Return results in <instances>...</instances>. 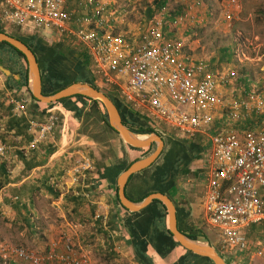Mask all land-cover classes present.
<instances>
[{
  "label": "built area",
  "instance_id": "obj_1",
  "mask_svg": "<svg viewBox=\"0 0 264 264\" xmlns=\"http://www.w3.org/2000/svg\"><path fill=\"white\" fill-rule=\"evenodd\" d=\"M227 4L236 11L240 6L235 0H227ZM111 5L106 9L108 0H0V25L44 37L52 36L53 32L47 33L50 31L73 37L88 54L94 82L118 93L154 126L163 125L187 138L205 135L208 147L203 155L202 204L207 223L218 232L220 251L247 248L243 229L260 224L264 233V198L259 193L264 186V125L235 128L224 124L218 114L222 112L227 123H233L242 119V109L261 113L264 94L251 90L247 98L226 101L221 89L229 84V78L221 70L208 72L204 61L185 51L184 39L167 37L163 17L157 14L136 37L130 29L115 30L121 17ZM224 14L232 18L236 13L226 9ZM8 101L16 115H26V99L10 97ZM58 120L55 112L42 122L29 120V131L34 133L30 145L53 139ZM7 148L0 142L1 156ZM70 161L65 173L72 183L93 170L87 156ZM2 251L7 260V248ZM12 253L31 264L53 258L84 264L69 250L58 256L49 251L43 259L22 247L13 248Z\"/></svg>",
  "mask_w": 264,
  "mask_h": 264
},
{
  "label": "crops",
  "instance_id": "obj_2",
  "mask_svg": "<svg viewBox=\"0 0 264 264\" xmlns=\"http://www.w3.org/2000/svg\"><path fill=\"white\" fill-rule=\"evenodd\" d=\"M108 7L110 8L111 6H106V9ZM132 30L136 37L142 32V29L138 32L134 29ZM172 35L174 36V34ZM175 37L177 38V36ZM45 38L48 42L49 39L53 38L50 43L67 40L69 46L63 47V51L67 53L72 46L78 47L80 53L78 56L86 64L89 58L88 54L81 51V45L73 37L53 32L52 36ZM190 46L188 47L189 49L195 50L196 47L193 42ZM192 56L195 59L204 61L206 64L208 59H210V57L197 58L193 54ZM206 69L208 70V68ZM8 76L11 75L0 68V105L6 107L7 99L10 97L24 98L27 100L26 104L29 112L25 116L28 120L45 121L50 112L57 113L59 120L53 139H46L31 146L30 141L34 137V133L29 131V127L27 128L28 137L22 134L15 135L11 131L4 130L5 112L0 108V142H7L9 145V149L6 152L7 155L3 160L8 169V180L0 186V260L3 258L1 247L14 244L35 246L39 253L45 254V257H47L48 252L52 248L57 247L58 250H54L57 252V256L61 255L63 254V243L65 242L63 238L66 236L67 240L72 243L78 252V255L85 257L90 264H102L103 262L109 264L114 262L116 264H138L133 258L131 246L127 241L128 232L121 217L123 211L115 198L118 177L126 168L120 169L116 173L111 170L113 166H122L130 162L133 154L128 145L117 132L109 129L100 120L98 108H94L89 104L81 117L77 116L75 110H70L63 105L55 104L46 110L41 109L39 106H35L36 100L28 94V86L21 87L16 94L14 93L15 90L7 87L6 77ZM14 77L18 79L17 75ZM95 84L101 90L113 91L99 81H95ZM228 86H230V83ZM226 88L221 89L225 100H227L226 97L229 93L232 94ZM244 93L247 95L248 92L245 91ZM112 94L144 123H151L149 118L143 113L131 109L120 98L118 93L113 91ZM90 108L95 115L93 119H95L98 128L95 134L84 127L85 120L87 122L86 114H88L87 112ZM248 112L242 109L241 115L244 114L245 116L242 115V119L229 125L240 129L249 127L260 128L259 126L264 125V113L256 114L253 109L249 115H247ZM220 115L222 116L221 120L227 125L226 115ZM164 127L163 125L154 126V132H145L157 133L162 138L163 135H168V141L163 138V150H166L168 145L171 146L174 140L184 141L186 139L184 141L186 144L192 143L194 146L196 145V148L200 146L199 151H192L189 148L190 152L197 154L192 158L189 164V173L186 175V177H195L199 190L194 193L185 190V183L181 185V182L185 179L184 177L183 180H180L176 186L171 187L169 192L165 194L173 200L176 208L177 204L182 201L186 199L189 201V224L200 235L207 237L208 241H204L216 248V245H218V232L207 223L206 213L202 204V167L205 162H203V155L206 154L208 147V142L204 140L205 135L198 134L195 138H187L175 132L172 133L171 130ZM158 128L159 130H157ZM171 133L175 138L173 140L169 139ZM154 146L155 149L156 145L154 144ZM79 155L87 156L91 159L93 170L79 176L78 181L72 183L65 170L67 166H70V160ZM161 161L162 158L159 155L153 163L157 164ZM151 165L134 173L130 179L128 178L125 191L129 198L137 200L145 194L148 186L143 182L146 172L144 170H151ZM105 167H108V177L102 178L99 173L103 172ZM109 173H111V176H109ZM170 178L171 173L167 176L166 181ZM44 180H46V183L48 182L52 190L45 189L42 185ZM183 182H189V180ZM25 190L28 192L25 193ZM259 193L264 198V186L259 188ZM17 196L23 198L22 202L25 203V208L14 206ZM53 212L57 213L60 219L56 220L53 218ZM242 233L247 239V248L220 251L225 263L264 264L263 227L260 224H251L243 229ZM7 255L8 259L3 261L14 262L15 264H29L18 259L12 253ZM56 259H47L45 264H63L58 258Z\"/></svg>",
  "mask_w": 264,
  "mask_h": 264
},
{
  "label": "trees",
  "instance_id": "obj_3",
  "mask_svg": "<svg viewBox=\"0 0 264 264\" xmlns=\"http://www.w3.org/2000/svg\"><path fill=\"white\" fill-rule=\"evenodd\" d=\"M169 1L170 0H151L150 2H147L143 8L144 24H147L158 13H161ZM177 2L179 3V6L176 10H169L163 13V30L166 32L167 37L173 34L167 29V21H176L180 16H184V14L188 11L186 3L181 2L180 0H177ZM233 18L234 16L231 18L232 21L235 20ZM0 31H4L10 36L20 39L35 54L41 73L42 93L45 95L53 94L72 82H85L93 86H97L90 70L89 59L87 60L86 57V64L83 60H81L78 56V54L80 55L78 47L72 46L67 53L63 51V47L69 46L67 40L64 39L63 41L50 43L44 36L37 32L34 34L23 33L15 26L5 29L2 25H0ZM80 48L81 51L85 52L82 47ZM234 55L233 44L229 43L219 46L216 50V54L208 59L207 64L205 63L206 68H208L207 71L211 73L218 72L219 67L230 62ZM0 64L5 68H9L11 72V76L6 77V86L15 90V94L21 87H27L28 67L26 58L22 52L7 42H0ZM15 75L18 76V79L14 77ZM241 80L248 88L247 84L250 82V79L247 76H243ZM27 92L34 100H36L35 106H39L41 109L46 110L55 104L63 105L70 110H75L78 117H81L84 114V110L89 104H93L94 108L99 109L100 120H102L109 129L116 132L109 126L102 104L92 98L76 94L62 98L55 103L46 104L34 98L28 88ZM104 92L116 105L125 126L132 131L139 133L154 132V126L152 123L148 122L146 124L140 120L139 117L129 111V109L123 105V103L115 95H113L112 92L106 89ZM6 104V107L0 105V108L3 109V112H5L4 130L11 131L15 135L22 134L23 136L28 137V118L23 115H16V113L13 112L14 105L10 103L8 99ZM27 112H29L28 109ZM172 133L169 135L171 136L169 139L173 140L175 138ZM4 144L8 146V150L9 145L7 142ZM154 147V144L144 147H134L128 145V148L133 154L130 162L122 166H113L111 170L116 173L117 171H120V169L127 168L135 160L152 153ZM189 148L192 151L200 150V146L196 148V145L194 146L192 143L186 144L181 140L172 141L171 146L168 145L167 149L161 152L160 156L162 161L157 164L153 163L150 167L151 170H144L146 172L143 182L148 187L142 198L133 200L128 196L127 197L133 201H140L145 196L153 192L168 193L171 187L176 186L177 183L180 180H183L189 173V164L192 158L197 154L190 152ZM6 155L7 153L4 156L0 155V186L8 180V169L3 161ZM107 169L108 167H105L104 171L99 173L100 177H108ZM169 173H171V178L166 181ZM133 175L134 174H132L129 179ZM109 176H111V173H109ZM42 185L45 189H51L48 182L46 183V180L43 181ZM27 192L28 191L25 193ZM115 198L120 209L123 211L121 217L123 218L124 226L128 232L127 241L131 246L133 258L138 262V264H214L209 258L185 249L173 238L168 228L167 208L162 201L154 199L144 209L138 212H130L120 204L117 195V186L115 188ZM22 201L23 198L18 197L14 206H21L25 208L26 205ZM176 217L177 227L182 233L192 239L208 241L205 235H200L198 231L189 224L188 218L190 217V206L187 199L182 201L180 204H177ZM216 247L219 249V246ZM55 259L56 258H53L52 260ZM23 261L28 262L25 260ZM61 262L66 264L63 261ZM7 264L15 263L8 261Z\"/></svg>",
  "mask_w": 264,
  "mask_h": 264
},
{
  "label": "rangeland",
  "instance_id": "obj_4",
  "mask_svg": "<svg viewBox=\"0 0 264 264\" xmlns=\"http://www.w3.org/2000/svg\"><path fill=\"white\" fill-rule=\"evenodd\" d=\"M108 1L120 12L119 16L121 18L115 25L116 31L122 32L134 29L138 32L146 26L143 21V8L145 4L151 0ZM235 1L240 5L239 8H237L238 11L235 10L236 7L233 8V6H228L227 0H189L188 3H186V8L189 11L188 17L183 18L178 23L170 21L166 23L169 25L167 27L168 31L174 34V36L172 35L171 37L177 36V38L184 39L186 42L185 51L193 54L197 58L212 57L216 54L217 48L221 45L229 43L234 45L235 55L233 59L219 67V70L229 78L228 83H230V86L227 87L226 85L225 88L227 87L226 89L232 92V94L229 93L226 97V101H237L241 98H247L243 93L245 90H248L247 92L251 90L256 91L261 95L264 94V0ZM110 6L112 7L111 4ZM178 6L179 3L177 0H170L167 6L161 13H158L157 16L163 17L165 11L176 10ZM226 9L236 13L233 18L235 19L234 21H232L231 18H226L224 14ZM51 32L54 31L47 33ZM131 32H133V30ZM52 39H49V42L52 41ZM192 42L196 47L195 50L188 48ZM243 76H247L250 79V82L247 84L248 88L241 80ZM91 105L93 106V104ZM87 113V122L85 120L84 127L90 129V131L95 134L98 130L95 119H93L95 115L91 108ZM262 113H264V110L261 114ZM220 114L223 115L222 112L218 115ZM249 114L250 111L247 115ZM228 124L232 125L230 120H228ZM167 136L168 135H163L165 141H168ZM204 140L207 142L206 137ZM186 180H189V182H183ZM183 181L181 185L185 183V190H189L192 193L199 190L196 185L197 181L195 177L188 176L185 177ZM53 216L56 220L60 219L57 213H54ZM63 240L65 242L63 243L62 252L69 250L76 258L81 259L84 264H90L85 257L78 255V252L73 247L72 243L67 240L66 236ZM5 247L7 248V254H11L13 248L22 247L28 252L35 254V256L42 259L45 257V254L39 253L35 246L14 244L12 246H2L1 251ZM54 249H57V247L52 248L50 251L56 252ZM217 250L220 253L218 248ZM220 254L222 255V253ZM3 260L4 258H1L0 263L6 264L7 262ZM29 264L31 263L29 262ZM102 264L109 263L103 262ZM112 264L116 263L114 262Z\"/></svg>",
  "mask_w": 264,
  "mask_h": 264
},
{
  "label": "water",
  "instance_id": "obj_5",
  "mask_svg": "<svg viewBox=\"0 0 264 264\" xmlns=\"http://www.w3.org/2000/svg\"><path fill=\"white\" fill-rule=\"evenodd\" d=\"M0 42H7L22 52L27 61L28 67V88L34 98L46 104L55 103L62 98L72 95H84L100 102L105 110L107 122L121 139L130 146L144 147L155 144L156 148L149 155L139 158L132 162L118 177L117 195L120 204L130 212H138L147 207L154 199L162 201L168 213V228L173 238L185 249L209 258L214 264H226L222 255L210 243L198 239H192L182 233L177 227L176 205L173 200L165 193L153 192L145 196L140 201L130 200L125 193V185L128 178L148 166H150L161 154L164 148V140L157 133L147 134L146 138H138L139 132L132 131L122 122L120 113L111 98L100 88L85 82H72L57 92L49 95L42 93L41 73L35 54L20 39L10 36L4 31H0ZM0 68L11 75L9 69L0 65Z\"/></svg>",
  "mask_w": 264,
  "mask_h": 264
},
{
  "label": "bare ground",
  "instance_id": "obj_6",
  "mask_svg": "<svg viewBox=\"0 0 264 264\" xmlns=\"http://www.w3.org/2000/svg\"><path fill=\"white\" fill-rule=\"evenodd\" d=\"M137 137L143 139V138H146L147 137V134L138 133L137 134Z\"/></svg>",
  "mask_w": 264,
  "mask_h": 264
},
{
  "label": "clouds",
  "instance_id": "obj_7",
  "mask_svg": "<svg viewBox=\"0 0 264 264\" xmlns=\"http://www.w3.org/2000/svg\"><path fill=\"white\" fill-rule=\"evenodd\" d=\"M218 251V250H217Z\"/></svg>",
  "mask_w": 264,
  "mask_h": 264
}]
</instances>
